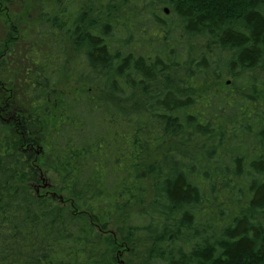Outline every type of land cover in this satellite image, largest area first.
<instances>
[{"label":"trees","instance_id":"1","mask_svg":"<svg viewBox=\"0 0 264 264\" xmlns=\"http://www.w3.org/2000/svg\"><path fill=\"white\" fill-rule=\"evenodd\" d=\"M33 6L0 0V264H33L37 232L43 264H264V0H72L46 20ZM122 61L155 64L186 103L130 110L103 74ZM225 77L232 91L195 93ZM65 79L85 89L42 133ZM224 151L236 163H215Z\"/></svg>","mask_w":264,"mask_h":264},{"label":"snow or ice","instance_id":"2","mask_svg":"<svg viewBox=\"0 0 264 264\" xmlns=\"http://www.w3.org/2000/svg\"><path fill=\"white\" fill-rule=\"evenodd\" d=\"M71 2L72 0H34V6L30 9L31 18L43 17L46 20L52 8L56 9L55 14L62 15L67 12L68 4ZM197 2L205 6L208 11H212V5L215 4L216 0H197ZM89 23L95 22L89 21ZM41 26H45L43 21H41ZM237 31L243 32V28H239ZM102 33L107 34V30L103 26L93 35L98 37ZM245 35L247 34L245 33ZM226 38H231L230 32L226 33ZM103 74L105 77L111 76L113 80L118 81V86L115 88L116 99L125 98L124 102L131 105L130 110H140L141 107L150 106L153 110L163 111L169 106L186 103L177 100L172 89L167 87L166 79L163 84L161 83L164 74L156 68L155 64L145 65L139 62L129 64L127 61H122L119 64H109L103 69ZM183 155H187V153ZM210 155L216 156L215 163L223 164L225 167L236 163L235 154L230 151H224L222 154L212 153ZM199 160L198 154H192L188 156L184 164L195 171L198 170ZM261 172V178L264 179V169ZM36 240L38 243L35 244V248H30L28 251L33 254V264H43V261L49 259L51 255L49 242L38 232L36 233Z\"/></svg>","mask_w":264,"mask_h":264},{"label":"rangeland","instance_id":"3","mask_svg":"<svg viewBox=\"0 0 264 264\" xmlns=\"http://www.w3.org/2000/svg\"><path fill=\"white\" fill-rule=\"evenodd\" d=\"M253 75L254 76H252L253 77L252 79L259 77L257 73ZM84 89L85 87L81 88V87L76 86L70 79H65L63 80V82L59 84L50 102L47 105H45L43 108V111H42L43 112V115H42V130L43 131L41 130L42 133L47 132V130L51 126L55 118V115H56V104L59 102V100L64 96H67V95L72 96L77 91L84 90ZM209 89L232 91L233 87L229 83V78L225 77L221 83L216 84V85L211 84L209 86L202 87L198 89L195 93L202 94L203 91H206ZM252 98L256 101L259 108H264V85H259L255 81V84L252 86ZM51 179H52L51 175H49L48 173L42 172V184L40 186L46 191H49L50 193L57 195V192L55 193L52 191L54 184ZM122 264H124L123 260H122ZM125 264H135V262L133 259H128V261H125Z\"/></svg>","mask_w":264,"mask_h":264},{"label":"bare ground","instance_id":"4","mask_svg":"<svg viewBox=\"0 0 264 264\" xmlns=\"http://www.w3.org/2000/svg\"><path fill=\"white\" fill-rule=\"evenodd\" d=\"M166 12V11H165ZM167 13V12H166Z\"/></svg>","mask_w":264,"mask_h":264}]
</instances>
